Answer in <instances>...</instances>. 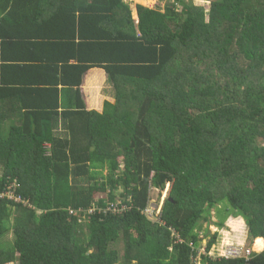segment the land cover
I'll use <instances>...</instances> for the list:
<instances>
[{
  "label": "trees",
  "instance_id": "trees-1",
  "mask_svg": "<svg viewBox=\"0 0 264 264\" xmlns=\"http://www.w3.org/2000/svg\"><path fill=\"white\" fill-rule=\"evenodd\" d=\"M174 1L136 4V20L125 0H0V38L59 18L93 31L87 67L112 86L99 109L81 80L71 108L0 106V264H264L200 234L215 209L246 246L264 240V0ZM166 184L148 220L149 187Z\"/></svg>",
  "mask_w": 264,
  "mask_h": 264
},
{
  "label": "crops",
  "instance_id": "crops-1",
  "mask_svg": "<svg viewBox=\"0 0 264 264\" xmlns=\"http://www.w3.org/2000/svg\"><path fill=\"white\" fill-rule=\"evenodd\" d=\"M133 1L136 6L142 0ZM152 1L154 4L157 0ZM150 4L147 7H153ZM134 12L137 16L136 9H131L133 18ZM60 19L50 27L51 31L48 27L40 36L32 30L34 35L29 38H0V106L3 108L9 109L18 102L23 108L29 105L36 108L45 101L52 103L54 100L59 110L71 108L81 99L75 91L80 80L78 88L89 108L99 109L102 97L112 95L106 92L108 81L104 69L87 67L91 62L89 50L95 42L91 36L93 31L83 28L85 36L81 39L76 26L64 27ZM244 240L242 235H236L228 241ZM261 242L264 243L262 238Z\"/></svg>",
  "mask_w": 264,
  "mask_h": 264
},
{
  "label": "rangeland",
  "instance_id": "rangeland-1",
  "mask_svg": "<svg viewBox=\"0 0 264 264\" xmlns=\"http://www.w3.org/2000/svg\"><path fill=\"white\" fill-rule=\"evenodd\" d=\"M126 2L129 3V6L130 8L134 11V9H136V6H135V3L133 0H125ZM185 1H188V0H185ZM196 4H199V5H203L205 7L206 10H208L209 8V1L207 0H193ZM153 1L152 0H149V1H146V0H142L140 1L139 3L141 4H144L146 6H148L150 3V5H152L153 7H150V8H157L161 11L164 10L165 6L167 4H175V6L178 8V9H181V4L179 2H175L174 0H157L155 1V3L153 4L152 3ZM134 15V18L137 20V16L135 14V12L133 13ZM112 86L111 84L108 82V84L106 85V92L108 91L109 94H112ZM104 90H105V87H104ZM105 172V171H104ZM167 188H168V185L164 188V190L161 192V194L159 193L158 190H155L153 188V186H151L149 188V207H151L150 205L152 206H156V205H162V200L161 198L163 199L165 197V195L167 196L168 195V191H167ZM169 190V189H168ZM148 204V203H147ZM221 207V205H218ZM231 217H227L225 219V228L224 229H220L218 227H216L213 223L214 222H217L219 220V217H217L216 215V210L215 209H212L211 211V217H210V220H211V223L208 224L206 221H203V225H202V229L200 231V234L203 235L205 234L206 235V232L204 231L206 228L209 230L210 233H213L215 231H217L219 233V237H220V243L219 244H222L223 242H225L226 244H229L230 241L228 240H233L234 238V231L232 229V225L233 224H229V220H230ZM241 222H244V220L241 218ZM244 232V230H242ZM237 233V232H236ZM208 236V235H206ZM204 237L202 240H201V244H200V247H201V250H203V248H205V244L208 240V237ZM12 238V235L11 233L8 235V239H11ZM255 240V241H254ZM252 244L250 245V247H252V249L255 251V252H260L264 249V243L262 245L261 243V240H260V243L257 245V240L254 239ZM224 243V244H225ZM242 244H245V242H243ZM115 248H117L118 251H120V246L118 244L114 245ZM210 255L213 256L214 254L212 253V251L210 250L209 251ZM9 264H12V263H9ZM13 264H16V263H13ZM196 264H200L199 261L196 263Z\"/></svg>",
  "mask_w": 264,
  "mask_h": 264
},
{
  "label": "built area",
  "instance_id": "built-area-1",
  "mask_svg": "<svg viewBox=\"0 0 264 264\" xmlns=\"http://www.w3.org/2000/svg\"><path fill=\"white\" fill-rule=\"evenodd\" d=\"M167 185H168V188H167V191H168L169 184H166V186ZM151 186L152 185H150V187ZM9 187H11V186H9ZM153 188L155 190H158L154 186H153ZM11 193H12V190L0 192V197H11L12 196ZM159 193L161 194V192H159ZM165 198H166V195H165V197L163 199L161 198V200L164 202ZM163 202H162V205H163ZM162 205L161 206L159 204L156 205V206L150 205L151 207H149V200H148V204L146 205V207L144 209L141 210V213L143 215H145V217L148 220H151L153 222H161V208H162ZM113 210L114 211H117L118 209L117 208H114ZM70 213H73L74 214L75 212H73L72 210H70ZM176 237H177V239L179 238L178 235ZM189 245H191V243H189ZM198 251L199 252H203L205 250H204V248H203V250H201V247H200V249ZM254 252L255 251L250 246H246L245 244L237 245V244H234V243L230 242L229 244H226L225 243L223 245V248H221V250L217 254V256L218 257H224L226 259H229V258H232V259L233 258L234 259L244 258L245 260H250L252 258V255H253ZM209 256H211V255H209ZM211 257L214 258L215 256L213 255Z\"/></svg>",
  "mask_w": 264,
  "mask_h": 264
}]
</instances>
